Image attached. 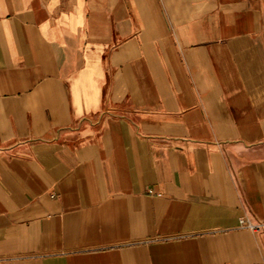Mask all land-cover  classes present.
Segmentation results:
<instances>
[{"label": "crops", "instance_id": "obj_1", "mask_svg": "<svg viewBox=\"0 0 264 264\" xmlns=\"http://www.w3.org/2000/svg\"><path fill=\"white\" fill-rule=\"evenodd\" d=\"M243 216L264 0H0V264H264Z\"/></svg>", "mask_w": 264, "mask_h": 264}, {"label": "built area", "instance_id": "obj_2", "mask_svg": "<svg viewBox=\"0 0 264 264\" xmlns=\"http://www.w3.org/2000/svg\"><path fill=\"white\" fill-rule=\"evenodd\" d=\"M150 192L152 193L151 190ZM238 227L241 229H248L254 233H258L264 230V222H256L249 216H243L239 221Z\"/></svg>", "mask_w": 264, "mask_h": 264}]
</instances>
